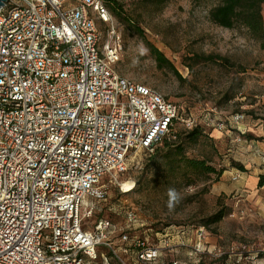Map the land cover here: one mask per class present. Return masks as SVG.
<instances>
[{"label": "built area", "instance_id": "obj_1", "mask_svg": "<svg viewBox=\"0 0 264 264\" xmlns=\"http://www.w3.org/2000/svg\"><path fill=\"white\" fill-rule=\"evenodd\" d=\"M121 49L103 0L3 1L0 264H127L128 254L136 264H163L177 247L209 253L203 227L191 245L182 227L174 242L171 226L150 243L131 208L123 226L107 218L84 226L85 199L106 195L102 177L116 181L130 152L152 151L178 119L175 103L117 71ZM243 118L235 113L211 125L233 129Z\"/></svg>", "mask_w": 264, "mask_h": 264}, {"label": "rangeland", "instance_id": "obj_2", "mask_svg": "<svg viewBox=\"0 0 264 264\" xmlns=\"http://www.w3.org/2000/svg\"><path fill=\"white\" fill-rule=\"evenodd\" d=\"M118 1L141 28L144 39L116 20L122 40L116 69L176 104L178 119L170 134L187 129L182 120L195 121L211 136L216 130L212 122L235 113H242L244 118L238 125L229 124L233 129L227 126L222 131L221 142L213 139L217 153L212 152L209 163L217 169L224 168L221 176L190 172L192 183L182 178L172 181L168 193L159 190L157 177L152 174L146 175L141 186L135 184L149 152H130L126 170L117 175L116 181L102 177L105 197L85 199L81 209L84 226L89 230L100 218L123 226V211L131 208L137 215L138 234L149 235L150 243L157 241L156 232L171 226L169 237L173 236L174 242L181 236L175 227H182V236L191 245L195 230L203 227L209 253L200 259L189 254V248L177 247L162 255L163 264H264V188H259L264 187L259 185L260 180L264 182V40L252 38L241 25L228 29L211 22L209 12L219 0H168L161 5L147 0ZM103 35L106 38V32ZM145 40L163 53L182 79L168 68L157 66ZM209 55L219 57L204 61ZM228 130L234 142L244 147L243 153L228 151L232 144L225 137ZM203 140L205 146L187 148L186 155L200 157L203 149L209 152V142L205 137ZM232 160L255 174L256 186L245 185L239 177L232 179L240 174ZM131 181L135 185L129 190ZM222 204L229 212L219 222L203 226L202 220ZM124 261L136 264L132 254ZM111 264L119 262L112 259Z\"/></svg>", "mask_w": 264, "mask_h": 264}, {"label": "trees", "instance_id": "obj_3", "mask_svg": "<svg viewBox=\"0 0 264 264\" xmlns=\"http://www.w3.org/2000/svg\"><path fill=\"white\" fill-rule=\"evenodd\" d=\"M147 1L154 5H161L168 0ZM103 2L111 15L117 21L131 27L133 31L144 39L141 28L134 24L132 17H130L129 13L118 0H103ZM262 4H264V0H219V2L211 8L209 17L211 22L220 27L230 29L236 25H241L247 29L252 38L264 40V16H262ZM145 43L147 44L159 68L166 67L179 79H182L179 72L170 64L158 48L146 40ZM218 57L219 56L209 55L205 56L203 59L204 61H210ZM171 131L172 127L167 135L161 139L159 144H157L153 150L149 152L147 162L142 167L138 179L135 182L137 186H141L143 184L146 175L152 174L153 177H157L156 180L159 190L162 193H168L172 189L170 187L172 181L182 178L185 180V183H192L194 178L189 175L190 172L199 175L214 174L216 177L222 175L224 171L223 167L217 169L209 163V161L212 160V152L217 153V150L214 146L213 137L204 132V129L200 125H195L190 129L170 134ZM228 132L230 133L231 130H228ZM203 137H205V139L209 142L210 153L203 149L200 153V157L187 156V148L203 144ZM246 137L250 139V136L247 135ZM203 146L205 145L203 144ZM232 163H235L240 171H245V168L241 163H237L233 160ZM148 183L149 181H147V184ZM262 184H264V182L260 180L259 185ZM217 201H219V205H221L220 198H218ZM228 212L229 210L222 204L221 208L204 218L201 224L205 227L215 224L219 222ZM111 222L113 221L111 220ZM202 256H204V254L200 255V259Z\"/></svg>", "mask_w": 264, "mask_h": 264}, {"label": "crops", "instance_id": "obj_4", "mask_svg": "<svg viewBox=\"0 0 264 264\" xmlns=\"http://www.w3.org/2000/svg\"><path fill=\"white\" fill-rule=\"evenodd\" d=\"M222 135H223L222 131H218V130H215V132H213L211 134V136L213 137L214 140H218L220 142H221V139H222ZM225 137L229 138L230 142L232 143L231 145H229L230 146L229 147L230 149H228L229 152L231 151V152H233L235 154L236 153L239 154L242 151L241 153H243L244 147L238 146L239 143L234 142V140H233L232 136H230L229 132H226ZM243 142H246V140L244 139ZM236 150H238V151H236ZM228 155H230L234 160H236L231 154H228ZM247 169L248 168L245 167V171H240V174H238L239 180L242 181V182L245 181L244 182L245 185H248L250 187L256 186L257 185V180L254 177L255 174L254 173H250V171H248ZM235 170L238 171L237 169H235ZM259 188H264V187L259 186ZM258 191L259 190L256 189L257 193H258ZM253 193L254 192H252V194Z\"/></svg>", "mask_w": 264, "mask_h": 264}, {"label": "water", "instance_id": "obj_5", "mask_svg": "<svg viewBox=\"0 0 264 264\" xmlns=\"http://www.w3.org/2000/svg\"><path fill=\"white\" fill-rule=\"evenodd\" d=\"M3 1H5V0H0V7H1V5H2Z\"/></svg>", "mask_w": 264, "mask_h": 264}]
</instances>
